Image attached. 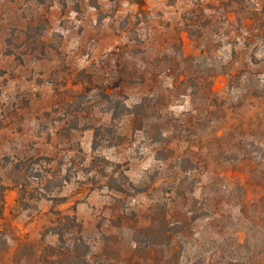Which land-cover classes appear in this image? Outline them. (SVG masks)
I'll list each match as a JSON object with an SVG mask.
<instances>
[{"label":"rangeland","instance_id":"1","mask_svg":"<svg viewBox=\"0 0 264 264\" xmlns=\"http://www.w3.org/2000/svg\"><path fill=\"white\" fill-rule=\"evenodd\" d=\"M57 213L85 264H264V0H0V264Z\"/></svg>","mask_w":264,"mask_h":264},{"label":"trees","instance_id":"2","mask_svg":"<svg viewBox=\"0 0 264 264\" xmlns=\"http://www.w3.org/2000/svg\"><path fill=\"white\" fill-rule=\"evenodd\" d=\"M3 188L2 186V189ZM51 199H55L56 202L64 201L61 198ZM57 215V222L53 232L58 235V247L46 245L38 252L31 249L32 252H29L28 256H23L21 260L15 264H59L58 258H55V252L67 244V234L73 239L72 250H68V256L72 258L73 255L77 261L79 260V263H86V255L89 253L90 248L81 235V224L78 222L75 215H62L60 213H57ZM78 251H82L83 253L81 252V254L78 255Z\"/></svg>","mask_w":264,"mask_h":264}]
</instances>
